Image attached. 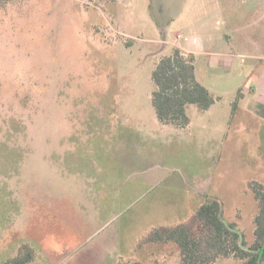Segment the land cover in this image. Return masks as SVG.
Segmentation results:
<instances>
[{
    "label": "rangeland",
    "instance_id": "obj_1",
    "mask_svg": "<svg viewBox=\"0 0 264 264\" xmlns=\"http://www.w3.org/2000/svg\"><path fill=\"white\" fill-rule=\"evenodd\" d=\"M174 49L200 51L219 97L184 129L151 105ZM250 182L264 186V0L0 1V264L22 244L30 264H178L146 238L192 210L200 235L211 198L249 246Z\"/></svg>",
    "mask_w": 264,
    "mask_h": 264
},
{
    "label": "trees",
    "instance_id": "obj_2",
    "mask_svg": "<svg viewBox=\"0 0 264 264\" xmlns=\"http://www.w3.org/2000/svg\"><path fill=\"white\" fill-rule=\"evenodd\" d=\"M152 84L151 105L157 121L177 129H184L190 124L187 115L189 105L205 112L219 99L199 82L194 55L183 54L179 49L172 50L169 55L158 60L152 72ZM241 92L238 91L239 96ZM236 110L237 97L232 103V115ZM248 187L258 209L254 217V241L251 245L247 246L243 241L236 223L225 221L221 202L212 198L202 203L196 212L201 222L200 235H193L186 225L179 224L172 228L153 230L146 242L175 243L179 249L178 264H216L219 259L230 258L239 261V264H264V186L250 182ZM34 258V249L22 244L4 264H30Z\"/></svg>",
    "mask_w": 264,
    "mask_h": 264
},
{
    "label": "crops",
    "instance_id": "obj_3",
    "mask_svg": "<svg viewBox=\"0 0 264 264\" xmlns=\"http://www.w3.org/2000/svg\"><path fill=\"white\" fill-rule=\"evenodd\" d=\"M224 38L226 40H228V42L231 40V37L229 35H224ZM181 52L183 54H188V53H191L194 55V57L196 58V56L199 54L197 52H200L199 50L198 51H189V50H181ZM213 106V105H212ZM211 106V107H212ZM237 113V110L235 112V114ZM188 127V126H187ZM202 204V203H201ZM200 204V205H201ZM199 205V206H200ZM198 206V207H199ZM193 211V210H192ZM192 211H189L187 214L185 213L182 217H178L179 219L177 220L176 218H169L167 220H161L159 221L160 223H158V225L156 227H153V229H151L152 231L155 230V229H160V228H172V227H175L179 224H184L186 222L185 220V217L188 216L189 213H191ZM186 215V216H185ZM184 218V219H183Z\"/></svg>",
    "mask_w": 264,
    "mask_h": 264
},
{
    "label": "built area",
    "instance_id": "obj_4",
    "mask_svg": "<svg viewBox=\"0 0 264 264\" xmlns=\"http://www.w3.org/2000/svg\"><path fill=\"white\" fill-rule=\"evenodd\" d=\"M181 38H182L181 36H178V37H177V39H178L177 41L181 40Z\"/></svg>",
    "mask_w": 264,
    "mask_h": 264
}]
</instances>
